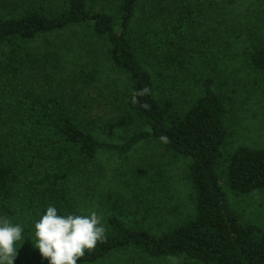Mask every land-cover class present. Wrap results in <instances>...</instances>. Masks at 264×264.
I'll use <instances>...</instances> for the list:
<instances>
[{"label":"trees","instance_id":"obj_1","mask_svg":"<svg viewBox=\"0 0 264 264\" xmlns=\"http://www.w3.org/2000/svg\"><path fill=\"white\" fill-rule=\"evenodd\" d=\"M246 87L264 94V0H0L14 264H48L34 234L48 206L103 216L107 240L79 264H264V224L227 193L264 192V147L229 150L224 95ZM148 146L160 159L129 161ZM165 158L182 163L183 192Z\"/></svg>","mask_w":264,"mask_h":264},{"label":"clouds","instance_id":"obj_2","mask_svg":"<svg viewBox=\"0 0 264 264\" xmlns=\"http://www.w3.org/2000/svg\"><path fill=\"white\" fill-rule=\"evenodd\" d=\"M148 89L141 94H147ZM147 107V105H143ZM166 139V137L162 138ZM35 248L48 264H79V261L107 240L103 216L96 211L88 215H60L54 206L34 224ZM23 239V228L0 217V264H14L17 242ZM178 264L176 257H168Z\"/></svg>","mask_w":264,"mask_h":264},{"label":"rangeland","instance_id":"obj_3","mask_svg":"<svg viewBox=\"0 0 264 264\" xmlns=\"http://www.w3.org/2000/svg\"><path fill=\"white\" fill-rule=\"evenodd\" d=\"M239 91L236 95H224L228 100L229 112L227 114V126L230 131L229 150L232 151L239 146L264 147V94H259L253 90ZM157 149L150 146L138 150L137 153L130 156L133 158L142 157L144 159H160L159 154H155ZM164 161L162 166L165 172L173 175L176 181L177 193L183 192L179 188V183L183 180V165L177 160L161 159ZM112 161L107 157L100 159L101 163L108 164ZM112 168L106 171V181L113 182L122 174L121 163L116 161L112 163ZM104 174V175H105ZM103 175L101 174L100 180ZM105 180V179H103ZM226 189V187L224 186ZM173 192V193H176ZM233 209L242 217L243 221L264 224V192H258L253 195L237 197L227 190ZM84 197V196H83Z\"/></svg>","mask_w":264,"mask_h":264}]
</instances>
